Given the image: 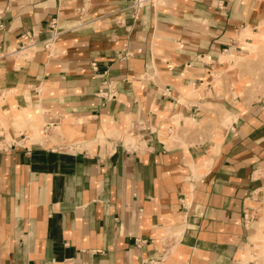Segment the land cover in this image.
<instances>
[{"label":"crops","instance_id":"0c3cea01","mask_svg":"<svg viewBox=\"0 0 264 264\" xmlns=\"http://www.w3.org/2000/svg\"><path fill=\"white\" fill-rule=\"evenodd\" d=\"M130 2L0 0V264H264V0Z\"/></svg>","mask_w":264,"mask_h":264},{"label":"rangeland","instance_id":"374dc122","mask_svg":"<svg viewBox=\"0 0 264 264\" xmlns=\"http://www.w3.org/2000/svg\"><path fill=\"white\" fill-rule=\"evenodd\" d=\"M245 31L248 33L249 36H251L252 38H254L256 40V41H254L252 51H254L256 55L260 54V56L261 55L263 56L264 55V25L260 26L259 31L256 33H253L248 29H245ZM256 61L261 62L262 66L264 65V59H257ZM259 81H260V83L258 84ZM255 86H258V87L264 86V75L259 76V79L256 78V80L254 82H252V84L250 85V91L252 89H254ZM254 92H256V91H254ZM0 126L1 127L6 126L5 123L2 121V119H0Z\"/></svg>","mask_w":264,"mask_h":264},{"label":"built area","instance_id":"2783aa9c","mask_svg":"<svg viewBox=\"0 0 264 264\" xmlns=\"http://www.w3.org/2000/svg\"><path fill=\"white\" fill-rule=\"evenodd\" d=\"M155 2V0H131V2H130V7L131 8H133L134 10H140L142 7H144V6H146V5H148V4H153ZM55 22H54V20L51 22V24H50V28L52 29V30H54V28H55ZM33 36V35H32ZM32 36H30V35H28V37H29V39L32 37ZM32 45V44H31ZM101 96L103 97V98H106V99H108V98H113L114 97V93L111 91V90H109V88L107 87V89H106V92H103V93H101ZM125 148H126V150L127 149H129V146L127 145V146H125ZM253 264H259V263H257L256 262V260L253 262Z\"/></svg>","mask_w":264,"mask_h":264}]
</instances>
